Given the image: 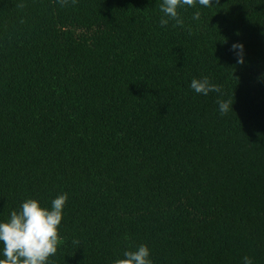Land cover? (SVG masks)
Listing matches in <instances>:
<instances>
[{
    "label": "trees",
    "instance_id": "16d2710c",
    "mask_svg": "<svg viewBox=\"0 0 264 264\" xmlns=\"http://www.w3.org/2000/svg\"><path fill=\"white\" fill-rule=\"evenodd\" d=\"M162 2L0 0V222L67 193L49 264H264V0Z\"/></svg>",
    "mask_w": 264,
    "mask_h": 264
},
{
    "label": "clouds",
    "instance_id": "9594fccd",
    "mask_svg": "<svg viewBox=\"0 0 264 264\" xmlns=\"http://www.w3.org/2000/svg\"><path fill=\"white\" fill-rule=\"evenodd\" d=\"M61 6L69 3L75 5L78 0H58ZM197 3L211 7L212 0H163L160 11L164 16L160 19L161 26L168 25L170 20L175 26H183L178 9L184 6L196 7ZM23 8L24 5L18 4ZM167 17V18H165ZM200 12L194 13L193 19H199ZM23 22V21H21ZM237 52L238 64H243V45L233 44ZM190 87L198 94L207 96L210 92H221V86L212 84L207 77L193 79ZM221 116L232 110V102L218 100ZM68 200V194L58 195L51 204V209L44 208L35 199H27L21 204L20 211L13 210L7 222H0V244L3 245L0 264H49V258L55 256L61 243L59 226L63 219V209ZM79 243V241H73ZM124 258L117 259L114 264H152L150 250L146 245H140L136 251H125ZM244 264H253L250 257H244Z\"/></svg>",
    "mask_w": 264,
    "mask_h": 264
}]
</instances>
